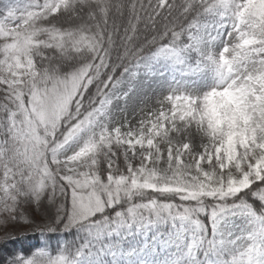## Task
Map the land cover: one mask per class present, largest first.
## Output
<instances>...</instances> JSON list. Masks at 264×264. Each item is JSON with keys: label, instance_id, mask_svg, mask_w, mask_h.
Returning a JSON list of instances; mask_svg holds the SVG:
<instances>
[{"label": "snow or ice", "instance_id": "1", "mask_svg": "<svg viewBox=\"0 0 264 264\" xmlns=\"http://www.w3.org/2000/svg\"><path fill=\"white\" fill-rule=\"evenodd\" d=\"M21 222L75 239L3 264H264V0H2Z\"/></svg>", "mask_w": 264, "mask_h": 264}, {"label": "trees", "instance_id": "2", "mask_svg": "<svg viewBox=\"0 0 264 264\" xmlns=\"http://www.w3.org/2000/svg\"><path fill=\"white\" fill-rule=\"evenodd\" d=\"M39 214L35 208L29 209V215L34 220V217ZM39 218H42L41 216ZM207 223V220H205ZM13 226V227H12ZM14 226H20L16 228ZM11 229L3 230L0 236V264H3L4 260L11 254L17 251H22L25 254H30L35 248H39L44 244H48L51 249L57 247L58 241H71L75 239V234H49L47 237H43L39 232L32 230L31 226L26 223H19L17 225H10ZM6 233L11 234L13 239L4 240Z\"/></svg>", "mask_w": 264, "mask_h": 264}, {"label": "rangeland", "instance_id": "3", "mask_svg": "<svg viewBox=\"0 0 264 264\" xmlns=\"http://www.w3.org/2000/svg\"><path fill=\"white\" fill-rule=\"evenodd\" d=\"M0 2H2V0H0ZM145 80V83L142 85V88H141V91L142 92H146V93H151L153 89H155L156 87V84H155V78L153 77L152 79H148L147 77H144L143 78ZM139 107L140 105L137 104V111L139 110ZM131 114V113H130ZM33 209V208H32ZM39 214H37L35 217H34V221L36 223H41L42 222V218H39L40 216L43 217V212H38ZM10 225L8 226H0V236L2 235V231L3 230H7V229H11L12 227H9ZM16 227V226H14ZM21 228L20 226H17L16 228Z\"/></svg>", "mask_w": 264, "mask_h": 264}]
</instances>
